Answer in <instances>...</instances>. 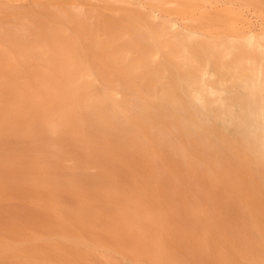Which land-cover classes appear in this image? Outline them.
<instances>
[{
  "label": "rangeland",
  "instance_id": "rangeland-1",
  "mask_svg": "<svg viewBox=\"0 0 264 264\" xmlns=\"http://www.w3.org/2000/svg\"><path fill=\"white\" fill-rule=\"evenodd\" d=\"M45 28H51V33L55 37L50 35V31H45ZM41 29H45L44 31L49 33L47 36L52 37L53 40L52 38L45 40L47 37L40 41L39 39L36 40L44 32L40 33ZM173 30L179 32H173ZM13 31L21 32L22 34L23 32L25 34L26 31H31L35 35V32L40 31L37 33L40 34L39 36L36 35V37L29 33L30 35H24V38H22L23 36L16 32L17 35L14 37H12L14 34L10 33L11 37H6L8 32L12 33ZM42 35L45 36L46 33ZM151 39L155 41L154 44L149 43ZM28 40L30 41L28 42ZM126 43H129V45ZM126 46L129 47L126 48ZM146 49L150 51L151 56L157 57L160 63L169 56L174 61L178 57L182 58L187 65L201 66V72L204 73L205 89L200 94V110L216 113L221 110L220 105L224 102L230 106L232 111L234 109L237 115L240 116L239 118L245 120V124H243L244 127L241 130L234 123V116H226L225 127L228 131H233L231 135L226 137L227 144L233 146V152L238 155L237 157L243 164H251L252 161L257 162V164H254L258 169L264 168V153L260 150V144L264 143V0H0V111L11 108V114L14 116H12L11 120L10 118L9 121L7 120L8 124L6 122H3L5 125L2 122L0 123V165L5 163L4 166H0V246L8 244L11 238L19 235L130 231L129 233L135 232L143 242H149L151 247H155V249L187 248V251L194 250V255L199 257L195 259L200 263L201 261L204 262L203 264H207L209 259L211 264L213 262L214 264H236V261L237 264H264V223L262 222L264 221V207L261 210L259 206L258 209L253 204H249L250 213H253V221L256 220L258 226L255 227L256 231L253 230V232L248 229L245 231L240 230L242 235L230 234L234 230L229 233L226 226L218 225L217 229L216 224L213 223L215 226L212 224L213 217H202L205 216L202 211L203 207L198 206L196 195L191 190L186 192V206H179V209L175 203L171 204V206L175 204L174 209L167 207L169 200H167L168 204H166V199L163 200L165 202L164 205L159 204L162 201L155 200L157 205L155 204L154 206L155 201L152 199H141L144 195L143 191L140 190L142 193L140 199L144 203L141 205L143 209L141 217L136 216L140 211L137 212L133 209L135 208L134 205L140 206V201L135 204L132 203V207L129 205L123 206L124 210L122 211L117 206V211L116 205L119 204L120 206L123 200H129L127 195L130 194L134 187L137 188L133 190V193L136 194L140 188L138 189V186L132 182L135 186L130 187V190L128 186H133V184L126 183L124 185L128 180L126 178L123 180L125 181L126 179L124 183L118 178L113 179L109 168L106 170L110 173L104 172V177L108 178L109 181L102 177L104 179L103 182L102 178L99 177L100 180L95 181V184L100 186L97 185L98 188H96L94 183L84 182V179L75 173L80 171L78 169L80 167L90 173L91 171L97 172L96 169L99 166H96L97 163L95 165L94 163L92 164L91 158L93 157L95 159L94 162H96L98 158L95 157L98 152H101V155H107L106 152L103 154L104 150L109 152V154H114L113 156L117 155L116 149L115 152H111L112 146L110 142L108 144L104 138L100 139L99 135L91 132L92 129L96 128L94 124H87L78 119V113L75 112L77 111L76 104L66 102L68 107L73 109V114L58 112L60 114L59 121L63 124L60 129H63L62 127L66 125L68 128L65 127L64 129L70 136L68 137L65 134L61 137L58 135L53 137L48 134L45 140L42 138L44 141L49 139L48 142L55 141V148L51 147L53 149L51 151L54 153L52 155L50 152L49 155V153L45 154L43 151H39L37 146H29L28 142L32 139L22 133L23 130L24 133L27 130L25 132L24 128L22 131L18 129L20 126L23 127V123L25 125L26 118L29 123L30 120H40L34 115L36 112H34V109L37 111L39 109H36V106H31V101L37 102L39 100L38 97L43 98L42 88L54 89L57 81L73 77H77L83 82L92 80L97 85L103 83V81L106 82L108 85L106 91L110 96L112 95L113 102L126 109V97L129 98V96L125 94L126 97L121 98L124 95L123 93H115L118 87L120 88L117 77L120 74L128 73L130 67H134L133 65H140L138 62L141 60L140 57H142L141 52ZM200 52H202L201 56H204V60H210L208 65H206L208 62L204 63L197 60ZM118 61L122 62L119 64L124 70L118 71L111 68ZM110 64L114 65L111 66ZM235 64L237 65L236 68L239 67V70L235 72L251 79V84H249L250 88L248 85L244 88L232 85V91L228 92L222 82L226 76L223 68L233 67ZM247 65L254 66V71H246ZM102 76L105 80H103ZM26 90L30 91L28 92V95L30 93L28 98L35 95L38 100L35 101V97H33L29 101L27 98L25 102L24 91ZM9 91L12 92V95ZM21 91L23 92L21 93ZM241 92L244 96V102H242L243 100L240 101V96H237ZM42 98L43 105L47 107V103L44 104L45 101ZM27 102H31L30 108L32 107V109L29 112V103ZM238 104L240 105L238 106ZM79 107L80 105L77 106L78 110ZM47 108L45 112L48 111ZM42 109L41 107L40 111L44 113ZM31 114L34 117H31ZM44 114H47V112ZM173 114L169 118L173 122L171 127L177 135L182 136V129L178 126L181 125V122L173 117ZM261 114V119H258ZM71 115L74 116L71 118ZM195 115V119L204 126L201 116L197 113ZM3 116L6 119V116L9 115ZM14 122L20 123V125H16L17 127L14 128ZM39 122L35 123L38 125ZM57 122L53 124L56 127L59 125ZM12 124L14 126L10 129L5 127ZM248 124L250 125L247 126ZM29 125L33 124L30 123ZM41 125L43 127V124ZM141 125H143L142 122ZM144 126H141L139 130L141 139L144 138L145 134V131L144 133L142 131L145 129ZM34 127L40 128V125ZM34 127L33 132L35 131ZM11 129L16 132L20 131L19 135L25 140L28 139L26 141L29 147L25 145L24 139H22L23 142H19L22 141L20 139L21 136H19L20 140L18 139V141L16 140L18 137H12L13 132ZM39 130L37 131L39 132ZM30 131L28 130V133ZM37 131H35L36 134ZM44 133H46V130ZM30 134L32 133L28 135ZM36 134H34L35 139ZM40 136L45 138L46 134ZM40 136H37V138ZM39 139L42 140L41 137ZM34 141H37V139ZM82 144L84 145L81 146ZM97 146H104L105 148L97 149ZM68 148L70 149L68 150ZM79 148L84 149L80 150ZM90 149L92 151L97 149L98 152H91ZM73 150L76 151L73 152ZM98 161L100 160L98 159ZM26 162L29 163L28 165L31 168L27 167ZM36 165L38 166L36 167ZM53 165L55 166L54 169ZM73 173L76 175H73ZM238 175L241 176V173H238ZM242 176H244V173H242ZM47 177L49 180L53 178H56V180H50L49 183ZM57 179L58 181L60 179V181L58 182ZM63 180L67 181L68 184L65 181L63 182ZM34 182L36 183L34 184ZM174 182L176 189L186 187L178 181ZM40 183L43 185H39ZM64 183L65 186L62 187ZM101 183H103V186ZM121 184L126 186L124 188H128L122 190L128 194L126 193L125 198L123 196L119 202V199H117L118 203L113 205L116 201L114 199L117 197L116 195V198L108 196L109 191L110 194H113L112 186H114V189L119 187L118 189L121 191ZM228 185L231 187V184ZM193 186L204 190L207 189L195 179L191 182V187ZM89 188L91 189L88 190ZM101 190L104 195L101 194ZM119 191L115 194H118ZM122 191L121 194L123 193ZM173 191L175 189H171V192ZM262 193L261 200L264 204V190ZM138 194L140 193L138 192ZM130 196L134 200L137 199L134 194H130ZM125 202L124 205L128 204ZM113 207L115 208L114 210ZM138 207L137 210L140 208ZM107 208H111V212ZM194 208H198L200 211L194 213L192 211ZM127 209L128 215L125 213ZM132 209L136 213L129 214ZM105 211L106 214L108 212L111 215L125 216H122L123 218L115 216V219L113 216L104 214ZM198 214L199 217H195ZM194 218L195 220L199 219V222L193 220ZM225 219L227 221V217ZM216 220L219 221L220 219ZM233 225L235 226L234 223ZM211 226L216 228L214 229ZM237 235L241 239H237ZM236 241H238V244ZM203 244L207 245V251L202 250L206 251V255L200 252L201 249L205 248ZM191 253L190 255H192ZM186 255L189 256V254ZM194 255H192V258ZM200 257L204 259H200ZM192 258L191 260H194ZM233 258H235V263ZM187 259L189 260L190 258L187 257ZM194 262L195 264L197 263L196 261Z\"/></svg>",
  "mask_w": 264,
  "mask_h": 264
},
{
  "label": "bare ground",
  "instance_id": "bare-ground-1",
  "mask_svg": "<svg viewBox=\"0 0 264 264\" xmlns=\"http://www.w3.org/2000/svg\"><path fill=\"white\" fill-rule=\"evenodd\" d=\"M45 29L44 30L47 32L50 31L49 33H51L52 31L51 28H49L50 30L47 28ZM44 30L41 29V32L40 31L38 32L42 33ZM31 31H28V32L26 31L25 34L24 32L23 34L21 32L19 33L23 36L22 38H24V35L28 36L29 33L32 34L33 31L32 32ZM45 31L42 33V34L46 33L45 36L39 33L40 38H37V39L35 38V39L36 40L39 39L40 41L43 38L45 39L46 37L47 39L45 40L55 37L53 33L50 34L52 37L47 36L49 33ZM13 32L16 33L17 31H13ZM13 32L12 33L8 32L6 37H9V38L11 37L9 33L14 34L12 35V37L17 35L18 33L17 32L15 34ZM38 32H35V33L36 35L39 36V34H37ZM173 32H179V31L173 30ZM32 35H35V34L33 33ZM18 37H20V39L24 41L20 35H18ZM29 41L30 40H28V42ZM150 42L152 44L155 43L153 39H151L149 43ZM126 44L129 45V43H126ZM128 47L129 46H126V48ZM141 54H142V57H140L141 60H139L138 62V64L140 65H133L134 67H130V70L128 71V73L120 74V76L117 77L118 82H119L118 86H120V88L118 87L115 93L117 94L123 93L124 95L127 94V96H129V98H127L126 95L121 96V98L126 97V100H127L126 109L121 108L117 103L113 102L112 95L110 96V94H108L106 91L108 89V85L106 84V82L103 81V83L97 85V83H94L92 80L83 82L79 78L73 77L70 79L57 81L56 84L54 85V89H49L48 87H46V89L42 88L43 98L42 97L41 98L43 99V101H45L44 104L47 103L46 105L49 108L43 105V102L40 97H38L39 98L38 100L37 96L35 97L34 95L33 96L35 97L34 100L35 101L38 100L39 102L37 101L38 102L37 103L32 100L31 102L33 103V105L31 102L30 103H31V106L33 107L36 106V109H39L38 111L34 109V112L36 111L34 115H36L38 119L40 120L36 119L34 121L35 122L40 121V122L37 125L33 120H30V123L33 125H29L30 123L27 121V118H26L27 124L26 122H25V125L23 123L22 124L23 127L20 126L18 127V129L22 131L24 128L25 132L27 130L26 133H24V130L22 131V133L24 135L26 134V136H30V139H32L28 142L29 146L30 145L37 146V149L39 151H43L45 154L50 152L52 155L54 153H52L51 150L53 149H51V147L52 148L54 147L55 141L51 140L53 142H48L49 139L47 141H44L47 138L48 134H51L53 137L54 135H58L61 137L65 134L68 137L70 136V134L66 131V129H64L65 127H67L66 125L62 127L63 129H60L61 125L63 124H61V122L59 121L60 114L58 112L60 111L62 113L65 112L66 114H69V113L73 114L74 112L73 109L68 107L66 102L76 104L77 106L80 105L81 109L79 107V110H78L76 106L77 111H75L76 113H78V117H79L78 119L81 122H84L87 124L89 123L94 124L96 128L92 129L91 132H93L96 135H99L100 139L104 138V140H106L108 144L110 142L112 146L111 152H115V149H116L117 155L113 156L114 154L113 155L112 153L109 154V152L104 151V150H103V154H105L104 152H106L107 155H101V152H98L97 149H100V148L103 149L104 146H101V147L97 146L98 148L96 149V151H92L90 149L91 152H98L96 155L100 156V157L94 156L95 158H98L100 160L98 161V159H96V162H94L95 159L93 157L91 158L92 159L91 161H93L92 164L94 163L95 165V163H97L96 166L98 165L100 167L96 169L97 172L91 171L90 173L88 170L82 169L79 166L80 168L78 169H80V171H76L75 173L78 174V176L82 177L84 179V182L89 181V183L95 184L96 180L98 179L100 180L99 177L101 178L103 177L104 179H106L104 177L105 175L104 172L110 173L109 171L111 170L110 175L113 176V179L118 178L122 182L124 178H126L128 180L127 182H125L126 179L125 181H123V183L125 182L124 185L126 183L131 184L133 182L138 186V189L140 188L138 190L140 194H138V192L136 194V193H133L135 185L132 183L133 186H130V185L128 186V188L134 187L132 190L130 188V190L132 191V192L130 191V194H134L135 197L137 198L134 200L130 196V194H128L126 191L124 192L122 191V190L128 189V188H124L126 186H124L123 184L120 185L123 187V188L121 187L122 189L120 188V190L123 192L121 194V191H119L118 189L119 187L115 188L116 189L115 190L114 186H112L113 184L111 183L112 185L110 186L113 187L111 190L114 191L112 192L114 195L110 194V191H109L110 195L108 194V196H110L111 198L117 197L116 199H114L116 200L115 202L113 200L114 202L113 205L114 204L116 205L123 196L125 198V195L127 194H128L127 198L129 199V200H125L126 202L123 200L121 205L119 206V204H117L115 208H117L118 206L119 209H121L122 211L124 210L123 206L129 205L130 207H132L131 206L132 203L135 204L137 203V201L138 202L140 201L139 207L141 208V205L143 203L141 199L147 200L146 198H150L153 201L155 200L162 201L161 203L158 202L161 205H164L165 202L166 204H168L167 200H169V204L167 207L174 209L175 208L174 206L176 204L177 205L176 207H178L179 209L180 208L179 206H186V192L187 190H191L193 194L196 195L195 198H197L198 206L203 207L202 211L205 213V216H202V217H209V218L213 217L214 219L211 218L213 219L212 224L215 223L217 229L220 225L226 226L227 231H229V233L231 232V230H234L232 233H230L232 235H236V234L242 235V233H240V230L245 231L248 229V230H251L252 232L253 230L256 231L255 227L258 226V222L256 220L253 221V213H250L249 204H253V206H256V207L259 206L261 210L264 207V204L262 203V200H261L263 196L262 192L264 190V183H263L264 168L258 169V167L255 166L254 164V163L257 164V162H252V161H251V164H248V163L243 164L240 161L239 157H237L238 155L233 152L234 150L233 146L227 144V138H226L227 135H231L233 133V131H228L225 127L226 116H229V117L234 116L235 117L234 123L241 130H242V127H244L243 124H245L244 123L245 120L239 118L240 116L237 115V112H235L234 109H233L234 111L233 112L230 106L226 105L225 102L222 103V105H220V108H221V110H219L220 112L218 111L216 113H209V112L200 110L201 108L200 94L205 89L204 78H203L204 73L201 72L202 70L201 66L199 67H194L193 65L190 66V65H187L182 58L177 57L176 61H174V59H171L169 56L163 59V61L160 63L157 57L151 56L150 51H148V49L141 52ZM201 55H202V52H200V54L198 55L197 60L200 62H204V63L208 62L206 63V65H208L210 60H206V59L204 60L203 59L204 56H201ZM119 63L121 64L122 62L118 61V63H116V65L111 68H114L115 70H118V71L124 70V68L120 66ZM236 66L237 65L235 64L233 65L234 68L232 66L223 68V72L226 74V76L222 82L223 84H225L223 86L226 87V90H228V92L232 91L231 89L232 85L242 86L243 88L245 86L247 87L248 85V87L250 88L249 84H251V79L243 76V74L240 75L239 73H236L235 71L239 70V67L236 68ZM245 70L246 71L249 70V72L250 71L253 72L254 66L247 65ZM103 80H105V78ZM10 92L11 91H9V93ZM22 92L23 91H21V93ZM26 92H27V95H26ZM28 92L30 91L28 90L24 91L25 93L24 99L26 98L25 102L27 101V98L30 95V93L28 95ZM32 93H31V96H32ZM11 95H12V92H11ZM22 96L20 97L23 98ZM237 96H240V99H241L240 101L243 100L242 102H244V96L242 95V92L238 94ZM33 97H29L28 101L30 100V98H33ZM22 101L24 102V100ZM30 103L28 106L29 109L27 107L28 112L32 109V107L30 108ZM40 105H43V106H40ZM239 105L240 104H238V106ZM41 107L43 108L42 111H44V113L47 112V114H44L40 111ZM2 108L4 109V107ZM46 108L48 111L45 112ZM6 110L7 111L9 110L10 112L9 111L7 112ZM6 110L0 111L1 112L0 115L3 113L1 115L2 118L0 117V120H1L0 123L6 122L8 124L7 120L9 121V118L11 120L13 116L11 114V108L6 109ZM5 113L9 115V116H6L7 117L6 119H4L5 116H3V115H6ZM196 113L201 116L200 118L202 119V123H204L205 127L202 126L197 119H195ZM43 114L44 116H42ZM171 114H173V117H175L179 122H181V125H178V126H180L182 129V136L177 135L176 132L171 127L173 124V122L169 120ZM34 115L31 114L30 116L34 117ZM36 116L35 118H37ZM73 116L71 115L70 117L72 118ZM261 117H262V114L258 117V119L259 118L261 119ZM68 120L70 119L68 118ZM44 121L46 124L44 123ZM56 121H58L57 123H59L57 127L53 125L54 123H56ZM141 122L143 125H145L144 126L145 129L142 130L143 133L145 131L143 139L140 138V131H139L141 126H143L141 125ZM15 123L16 122L13 123L15 126L12 124L11 126L8 125L7 127L6 125L5 127L10 129L13 126L15 128L20 125V123H16V124ZM3 124L5 125V123ZM41 124H43V127H41L42 126ZM39 125H40V128L34 127V126H39ZM249 125L250 124H248L247 126ZM24 126H26L28 129ZM31 126L34 127L35 131L40 129L39 130L40 133L38 131H37V134L35 131L33 132V127ZM28 130L30 131L29 133H32V134L28 135L29 134ZM45 130H46V133H44ZM20 131L16 132L15 130L14 131L12 130L13 132L12 137L14 138L18 137L16 139L17 141L20 138L19 136H21L19 135ZM34 134H36L37 136L46 134V136L45 138L44 136H40L41 139L43 138L44 140L43 139L40 140L39 139L40 137L37 138L36 136L37 141H34L36 140L34 137L35 136ZM31 135L33 138L31 137ZM20 139L22 140L24 138L21 136ZM26 140L28 141V139ZM26 140L24 141V143L25 145H27V147H29ZM19 142H23V140ZM61 145H64V144H61ZM83 145L84 144H82L81 146ZM70 148H68V150ZM81 149H84V148H81ZM260 150L262 151V153H264V143L260 144ZM75 151L73 150V152ZM40 161L42 162V160ZM4 164L5 163H3L0 166H4ZM28 164L29 163H27V165ZM43 164H44V161H43ZM37 166L38 165H36V167ZM27 167H30V165H28ZM54 168L55 166L53 165V169ZM107 168H109V171H107L108 170ZM174 171L176 172L172 174ZM238 173H241V176L238 175ZM242 173H244V176H242ZM5 174L7 173L5 172ZM76 174L73 173V175H76ZM236 174L238 175V177ZM103 178L101 180L104 182ZM120 178H123V179H120ZM53 179L56 180V178H53ZM193 179L197 180L201 185H204V187H207V189L206 190L200 189L196 186L191 187V182ZM50 180L48 181L49 183H50ZM106 180H108V178ZM64 181L65 180H63V182ZM174 181H178L182 183L183 185H185L186 187L181 188V189H176ZM65 182L67 183V181ZM35 183L36 182H34V184ZM96 183H99V182H96ZM113 183L115 184V182ZM41 184L42 183H40L39 185ZM228 184H231V187ZM97 185L98 184H95L96 188H98ZM101 185L103 186V183H101ZM64 186H65V183L64 185H62V187ZM228 187L231 189H229ZM90 189L91 188H89L88 190ZM136 189L137 188H135V190ZM171 189H175V191H173L174 193L171 192ZM140 190L143 191V195L145 196V197L142 196L141 199H140V195H142V193L140 192ZM118 191H119L118 193L119 195L115 194ZM101 194L104 195L103 192ZM136 195L139 197H137ZM117 199H119L118 202H117ZM163 200H165V202ZM157 201H155V203L153 204L154 206L155 204L157 205L156 203ZM124 202L128 204L124 205ZM172 203H175V204L171 206ZM134 207L135 208L133 209H135V211L137 212L140 211L137 213L136 216L141 217L143 215L142 214L143 209L142 208L140 209L136 205H134ZM137 207L139 208L138 210H137ZM115 208L113 207V210ZM107 209L110 210L111 208H107ZM133 209L129 211L130 212L129 214L136 213ZM109 210L107 211L109 212ZM116 210L118 211V208ZM192 211L195 213V212H199L200 209L194 208ZM108 212L106 214V211H105L104 214H106L107 216L108 215L113 216V217L116 216V214L111 215ZM256 212L258 213V211ZM125 213L128 215V209ZM260 215L262 214L260 213ZM117 216L122 217L123 215H117ZM195 217H199V214L196 215ZM215 217L216 219H220V220L219 221L216 220ZM225 217H227V221ZM102 218L104 217L102 216ZM224 219L227 223L223 221ZM193 220H195V218ZM195 221L199 222V219ZM262 222L264 223V221ZM233 223L235 224V226L233 225ZM215 224L213 225L215 226ZM214 226L213 227L211 226V227L214 228ZM235 230H238V231H235ZM121 232L116 233L114 231L112 233L104 232V233H80V234H60V235L59 234H56V235H53V234L19 235L14 238H11L8 244L0 246V264H195L194 261H196L198 264L204 263L202 261L200 263L198 262V260L195 259L199 257L194 255L195 254L194 250L187 251L186 250L187 248L186 249H175V248L155 249V247L154 248L151 247L149 242H143L141 238L135 232H134L135 234L132 232L129 233L130 231L128 232L126 231L127 233L125 231H121ZM239 238L241 239V237L237 235V239ZM238 241H236L237 244H238ZM203 245L205 246V248L201 249L200 252L205 254V252L207 251L206 250L207 245L206 244H203ZM183 250H185L186 254H189V256L186 255L185 251ZM202 250H206V251H202ZM189 252L192 255H194L193 258ZM187 257H189L190 259L188 260ZM191 258L194 260H191ZM201 258L204 259L203 257H200V259ZM234 259L235 258H233V260ZM209 260L207 264L209 263L211 264V261ZM205 263H206V260H205ZM234 263H235V260H234ZM236 264H237V261H236Z\"/></svg>",
  "mask_w": 264,
  "mask_h": 264
}]
</instances>
